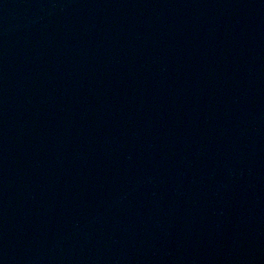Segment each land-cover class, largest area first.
Segmentation results:
<instances>
[{"label":"water","instance_id":"95a60500","mask_svg":"<svg viewBox=\"0 0 264 264\" xmlns=\"http://www.w3.org/2000/svg\"><path fill=\"white\" fill-rule=\"evenodd\" d=\"M0 264H264V0H0Z\"/></svg>","mask_w":264,"mask_h":264}]
</instances>
